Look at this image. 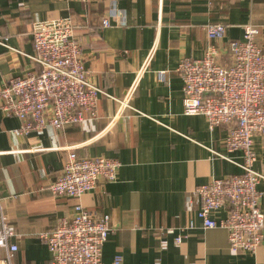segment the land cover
<instances>
[{"label": "crops", "instance_id": "obj_1", "mask_svg": "<svg viewBox=\"0 0 264 264\" xmlns=\"http://www.w3.org/2000/svg\"><path fill=\"white\" fill-rule=\"evenodd\" d=\"M59 18L75 24L89 80L106 94L97 117L29 135L18 118L5 115L0 97V216L18 233L14 264H50L41 235L73 217L78 203L49 189L71 151L121 163L115 182L98 181L79 201L111 217L103 264L118 258L123 264H264V240L255 254L236 255L227 231L204 229L197 218L196 189L241 174L244 159L226 148L228 126L211 129L205 117L184 114L178 72L183 59H201L209 46L218 49L222 66L232 65L229 44L241 41L249 24L264 50V0H0V92L12 79L40 71L32 59L34 24ZM105 20L111 26L103 27ZM208 24L226 25L224 39L209 40ZM254 150L264 177V136L255 135ZM258 190L264 194V179ZM226 214L220 209L212 217ZM5 257L0 249V264Z\"/></svg>", "mask_w": 264, "mask_h": 264}, {"label": "built area", "instance_id": "obj_2", "mask_svg": "<svg viewBox=\"0 0 264 264\" xmlns=\"http://www.w3.org/2000/svg\"><path fill=\"white\" fill-rule=\"evenodd\" d=\"M109 26V21H103V27ZM75 29L68 18L35 23L32 59L40 71L12 79L0 92L3 112L21 121L24 135L40 133L47 127L60 131L98 116L100 97L106 93L89 80ZM204 30L209 40L220 41L227 27L208 24ZM258 36L259 30L251 24L244 27L243 39L229 44L233 58L229 67L219 63V51L214 46L207 48L203 58H185L178 66L184 114L205 117L211 129L228 126L227 150L243 154L241 174L214 179L196 189L200 201L197 218L203 228L227 231L229 250L236 255L255 254L264 240V194L258 190L264 177L255 169L254 150L255 135L264 136V50L257 44ZM120 167L116 159L79 158L74 151L69 153L62 174L49 189L55 197L66 196L78 203L73 217L61 219L52 232L41 235L52 255L50 264H103V247L113 231L111 217L87 211L79 201L96 188L98 181L115 182ZM220 209H226L227 214L217 221L212 214ZM194 227L190 221L188 228ZM174 232L165 229L164 233ZM17 236L13 223L2 214L0 249L5 250L6 257L1 264H14L18 247L13 240ZM182 242L183 237H176L177 246ZM162 248L167 249L168 243L163 242ZM115 264L123 262L118 258Z\"/></svg>", "mask_w": 264, "mask_h": 264}]
</instances>
